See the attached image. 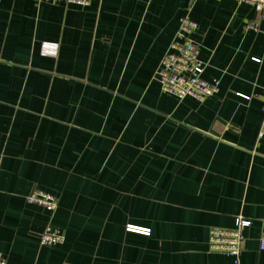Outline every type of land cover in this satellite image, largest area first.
Returning <instances> with one entry per match:
<instances>
[{"label": "crops", "instance_id": "obj_1", "mask_svg": "<svg viewBox=\"0 0 264 264\" xmlns=\"http://www.w3.org/2000/svg\"><path fill=\"white\" fill-rule=\"evenodd\" d=\"M183 16L219 82L202 101L158 81ZM256 17L235 0H0L6 264H264V20L244 28ZM34 188L53 212L25 200ZM237 216L250 224L235 263L208 233ZM47 224L62 243L40 244Z\"/></svg>", "mask_w": 264, "mask_h": 264}, {"label": "built area", "instance_id": "obj_2", "mask_svg": "<svg viewBox=\"0 0 264 264\" xmlns=\"http://www.w3.org/2000/svg\"><path fill=\"white\" fill-rule=\"evenodd\" d=\"M39 1H63L78 5H89L93 0H39ZM238 3L249 4L255 10L257 17L246 21L244 28L258 30L259 20H264V0H235ZM197 29V23L187 16L180 17L175 39L170 43L164 53L158 69V81L160 89L175 96L177 99L192 97L202 101L218 91L219 82L216 79L207 80L202 74L204 65L198 57V45L192 40L191 34ZM57 46L51 43L42 45V52L54 55ZM248 98L246 95H242ZM262 119L257 136H264V96L262 103ZM28 203L35 204L53 212L57 206V199L51 193L34 188L26 195ZM250 221L242 216H237L233 228H211L208 233V250L224 252L234 258L235 263L243 249V230ZM127 230L148 234L149 229L127 226ZM64 241L63 232L47 224L39 235L41 245L60 244ZM260 248L264 249V237L260 238ZM0 264H6L5 258L0 254Z\"/></svg>", "mask_w": 264, "mask_h": 264}]
</instances>
